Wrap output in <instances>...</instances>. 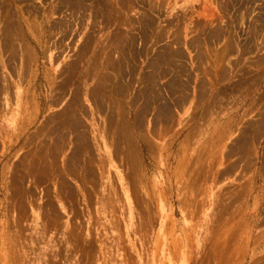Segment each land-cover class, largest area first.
Here are the masks:
<instances>
[{
	"label": "rangeland",
	"instance_id": "1",
	"mask_svg": "<svg viewBox=\"0 0 264 264\" xmlns=\"http://www.w3.org/2000/svg\"><path fill=\"white\" fill-rule=\"evenodd\" d=\"M0 264H264V0H0Z\"/></svg>",
	"mask_w": 264,
	"mask_h": 264
}]
</instances>
